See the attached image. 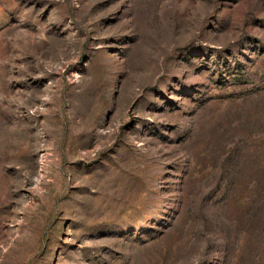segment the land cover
I'll return each mask as SVG.
<instances>
[{
    "label": "rangeland",
    "instance_id": "1",
    "mask_svg": "<svg viewBox=\"0 0 264 264\" xmlns=\"http://www.w3.org/2000/svg\"><path fill=\"white\" fill-rule=\"evenodd\" d=\"M0 264H264V0H0Z\"/></svg>",
    "mask_w": 264,
    "mask_h": 264
}]
</instances>
